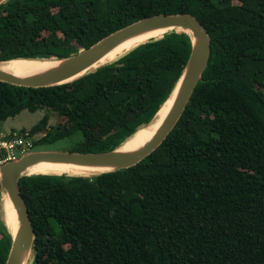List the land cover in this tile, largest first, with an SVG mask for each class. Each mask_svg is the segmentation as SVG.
<instances>
[{"label": "trees", "instance_id": "trees-1", "mask_svg": "<svg viewBox=\"0 0 264 264\" xmlns=\"http://www.w3.org/2000/svg\"><path fill=\"white\" fill-rule=\"evenodd\" d=\"M237 1L0 4V62L62 59L159 13H190L210 37L207 67L182 114L137 164L19 178L32 264H264V0ZM191 47L187 33L173 30L67 83L0 81V120L48 109L75 122L49 129L33 148L79 132L70 152L116 149L154 118ZM48 120L45 113L30 134ZM10 245L0 219V264Z\"/></svg>", "mask_w": 264, "mask_h": 264}, {"label": "water", "instance_id": "water-1", "mask_svg": "<svg viewBox=\"0 0 264 264\" xmlns=\"http://www.w3.org/2000/svg\"><path fill=\"white\" fill-rule=\"evenodd\" d=\"M4 1L6 0H0V4ZM158 28H181L183 29L182 32L185 33L189 30L191 34H187L191 38L192 47L182 75L174 88V90L176 89V94L173 104L149 141L133 151H120V146L112 150L86 153L49 150L30 151L17 160L8 161L0 165V191L5 192L8 196L19 222V228L14 234L8 231L11 234V245L5 264H23L33 248L34 229L26 204L20 195L18 184L21 176L28 175L26 170L42 161L110 168L108 171L137 164L162 143L182 114L194 87L207 67L210 54V37L200 21L190 13H159L115 30L90 47L82 49L75 54L62 59L55 58L59 61L58 65L43 73L29 77H18L0 69V81L13 85L45 87L67 83L99 67L100 65L97 67H94V65L98 64L107 52L122 41ZM41 132H47V129L38 130L34 135Z\"/></svg>", "mask_w": 264, "mask_h": 264}, {"label": "bare ground", "instance_id": "bare-ground-1", "mask_svg": "<svg viewBox=\"0 0 264 264\" xmlns=\"http://www.w3.org/2000/svg\"><path fill=\"white\" fill-rule=\"evenodd\" d=\"M183 31L181 28H158L154 29L133 37H130L114 48H112L109 52H107L98 64L94 65V67L98 65H105L106 63L112 62L116 60L118 57L122 56L132 48L137 45L148 41L153 38H159L163 34L169 31ZM188 34H191L189 30L186 31ZM59 61L55 58L50 59H29V58H17L11 59L0 63V69L11 73L18 77H29L35 74H40L48 69L55 67L58 65ZM93 67V68H94ZM176 94V89L172 92V94L167 98V100L162 104L154 118L145 126L139 128L134 134H132L128 139H126L119 147L120 151H133L140 148L144 143L149 141L151 137L154 135L155 131L161 125L165 116L167 115L171 105L173 104L174 97ZM110 168L103 167H88L82 165H75L69 163H53L42 161L38 162L32 166H30L26 173L30 174H67V175H92L96 173H101L104 171H108ZM2 218L4 220V224L9 232L14 234L19 228V222L17 219V215L15 209L12 206L11 201L6 195L3 199L1 205Z\"/></svg>", "mask_w": 264, "mask_h": 264}, {"label": "rangeland", "instance_id": "rangeland-1", "mask_svg": "<svg viewBox=\"0 0 264 264\" xmlns=\"http://www.w3.org/2000/svg\"><path fill=\"white\" fill-rule=\"evenodd\" d=\"M232 3L239 4L237 0H232ZM42 37L45 36V34L41 35ZM51 58H56L55 56ZM68 107H65L64 109H67ZM47 113L49 115L48 123L45 127L47 129V132L49 129H53L57 125L60 126H69L72 125L75 121L72 119H67L64 116L59 115L57 112H53L48 109L44 110H38L35 112H30L28 110H22L19 114L15 115L14 117L7 118L6 120L2 121L0 120V137L4 138L7 137L11 132L15 131L18 133H21L23 131H30L34 125L38 123V121L43 117V115ZM39 133L33 135L31 137L33 143L42 138L45 133ZM34 134V133H33ZM81 137V134L79 132L66 136L64 138L52 141V142H46V143H40L37 144L34 148L31 150H25L20 151L19 149L16 151L17 157L20 158L24 153L30 152V151H41V150H49V151H61V152H68L71 150V148L79 141ZM6 193L3 191H0V219H2L3 223L4 220L2 218V212H1V205L3 202V199L5 198ZM23 264H32V252L27 256L26 260Z\"/></svg>", "mask_w": 264, "mask_h": 264}, {"label": "built area", "instance_id": "built-area-1", "mask_svg": "<svg viewBox=\"0 0 264 264\" xmlns=\"http://www.w3.org/2000/svg\"><path fill=\"white\" fill-rule=\"evenodd\" d=\"M33 135L30 134V131H23L21 133L13 131L7 137H0V165L8 161L17 160L16 151L18 149L21 152L31 150L33 148V141L31 139Z\"/></svg>", "mask_w": 264, "mask_h": 264}]
</instances>
